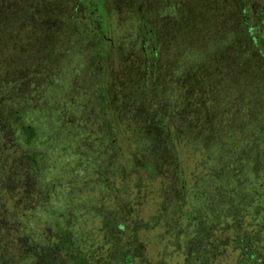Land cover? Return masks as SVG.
<instances>
[{"label":"trees","instance_id":"obj_1","mask_svg":"<svg viewBox=\"0 0 264 264\" xmlns=\"http://www.w3.org/2000/svg\"><path fill=\"white\" fill-rule=\"evenodd\" d=\"M129 167L171 175L147 219ZM0 264H264V0H0Z\"/></svg>","mask_w":264,"mask_h":264},{"label":"rangeland","instance_id":"obj_2","mask_svg":"<svg viewBox=\"0 0 264 264\" xmlns=\"http://www.w3.org/2000/svg\"><path fill=\"white\" fill-rule=\"evenodd\" d=\"M123 14L125 13L124 11L122 12ZM81 112L77 113V116L75 118V120H80L81 117ZM88 117L85 115L84 116V120H87ZM40 127L43 128L44 132L43 134L45 136L49 135L51 129L49 128V126H47L46 122L43 120L40 123ZM127 123L126 124H119L116 127V132H118L117 135V139L119 141V145L122 147V154H127V148L125 147V145L127 144V140L131 138V135L126 132L127 129ZM51 126H54L51 123ZM57 126V125H55ZM97 131L96 129V125H94V129H90V131L88 132L89 134H95ZM52 134L55 133V131L51 132ZM89 140L92 139V137H86ZM47 140V139H46ZM81 144L83 145V142L81 141V143L77 142L76 140H73L71 148H73L71 150V153H73L71 156H65L63 159L59 160V163L57 165V163L55 162V164L57 165V169L54 171L53 176L56 178L55 174L61 177L66 176L65 173L68 172L69 173V177L70 175H74V176H81L82 175V171L83 169L80 167L79 163L80 160L77 159V157L75 156V151L77 150H82L81 149ZM79 153V152H78ZM103 154V153H102ZM59 153H55V156H58ZM110 156H113L112 154ZM114 159L113 161H116L115 163H119V165L121 166V168H123L125 166V163H127L124 159H120L118 156L114 155ZM192 155L187 153V150H182L179 151L178 153V173L181 174V176H183L185 181H189L191 180V173L194 172L195 168H194V164L191 158ZM128 164V163H127ZM130 166V165H129ZM132 166V165H131ZM126 169H124V173H126ZM127 173L130 174L129 177L124 179V183H123V187L125 189H127V195H128V199L129 204L133 205V211L135 212V216L136 218H140V219H147L149 216H151L153 213H155V211L157 210V205L158 202L160 201L158 199V197L161 195V191L162 188L165 187L168 183V181H170V177L171 175L166 171V169H162L161 172L158 174V176L156 178H148L147 175H145L144 171L140 168V167H136V168H130L128 169ZM119 176H121V174H119ZM65 178V177H64ZM136 180H139V184L138 187H136ZM64 181L62 182V184L60 183V188L57 190V198L56 197H51L50 198V203L49 204H53V205H57L59 206L60 203V195H58V191L61 190L62 188H65V190L62 191L63 193H66L67 191V186L64 187ZM122 184V180L121 177H118V179L115 180V185H120ZM66 185V184H65ZM84 186V185H83ZM120 193V192H119ZM55 194V193H54ZM53 195V193H52ZM51 195V196H52ZM121 195V200L124 198H126V194H119ZM124 196V197H123ZM97 199L99 201L102 202V204L104 206H108L111 205V196H109L106 192H102L99 195L96 196ZM82 199L77 200V202H75V207L78 205H83ZM131 218H134V215L131 214L130 215ZM44 220H43V224H44ZM95 223H97L98 225V219L95 221ZM159 230H139L138 232V236L140 239H144V240H149L148 243L146 244V249L149 252V257L151 259H154L155 255H156V249H157V245L155 244L156 240V236L159 234L158 233ZM12 234H10L9 236L6 235L5 238H12ZM143 240V241H144ZM146 242V241H145ZM231 249V248H230ZM229 248L225 249L227 251V253L232 254L233 256H235V254L232 253V251H230ZM229 254V255H230ZM231 258H229V260H232V256L230 255ZM220 261L223 260V262L227 261L224 258L223 259H218Z\"/></svg>","mask_w":264,"mask_h":264}]
</instances>
